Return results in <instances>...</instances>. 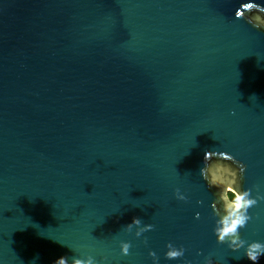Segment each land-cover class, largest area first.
Here are the masks:
<instances>
[{"label": "water", "instance_id": "1", "mask_svg": "<svg viewBox=\"0 0 264 264\" xmlns=\"http://www.w3.org/2000/svg\"><path fill=\"white\" fill-rule=\"evenodd\" d=\"M213 149L264 196V0H0L2 264H252L213 233ZM249 213L264 241V199Z\"/></svg>", "mask_w": 264, "mask_h": 264}, {"label": "clouds", "instance_id": "2", "mask_svg": "<svg viewBox=\"0 0 264 264\" xmlns=\"http://www.w3.org/2000/svg\"><path fill=\"white\" fill-rule=\"evenodd\" d=\"M232 159V155L224 150H205L204 162L199 170L201 178L207 181L210 187L223 186V191L220 193L223 211L218 214L213 233L218 243H226L233 251L242 249L244 257L251 261L252 264H258L261 256H264V241L246 240L241 236L240 229L245 227L249 220L252 219L249 209L257 204L259 199H264V196H261L260 193L254 196L252 195V189H241L238 186L246 166L240 162L237 171V166L230 163ZM175 195L178 199H187L179 189L175 190ZM199 215L197 212V218ZM141 223L142 219L140 217H133L132 221L126 224L124 228L131 230L135 225L137 227L134 234L140 236L142 232L154 227L150 223H145L141 226ZM130 246V241H119L120 253L127 255ZM184 253L185 248L183 246L177 247L172 242H168L165 255L169 259L183 257ZM149 254L153 257V264H159V257L155 251H150ZM0 264H2V261H0ZM53 264H108V262L106 258L97 259L91 254L83 256L76 254L71 258L61 255L53 261ZM188 264H192V262L188 261ZM204 264H214L211 255L205 257Z\"/></svg>", "mask_w": 264, "mask_h": 264}]
</instances>
